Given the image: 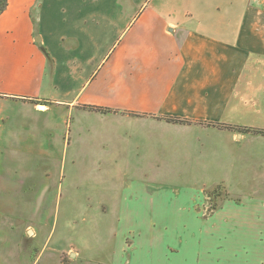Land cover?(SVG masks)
Segmentation results:
<instances>
[{
    "label": "crops",
    "instance_id": "crops-1",
    "mask_svg": "<svg viewBox=\"0 0 264 264\" xmlns=\"http://www.w3.org/2000/svg\"><path fill=\"white\" fill-rule=\"evenodd\" d=\"M70 119L121 165H254L264 183V136L240 130H264L262 0H9L0 154L54 153ZM4 175L0 165V229L22 195ZM253 245L236 264H264Z\"/></svg>",
    "mask_w": 264,
    "mask_h": 264
},
{
    "label": "rangeland",
    "instance_id": "rangeland-1",
    "mask_svg": "<svg viewBox=\"0 0 264 264\" xmlns=\"http://www.w3.org/2000/svg\"><path fill=\"white\" fill-rule=\"evenodd\" d=\"M69 124L55 130L54 153L0 154L4 179L22 194L0 229V264H236L245 244L263 254L254 165H121ZM219 182L228 195L216 213L206 192Z\"/></svg>",
    "mask_w": 264,
    "mask_h": 264
},
{
    "label": "trees",
    "instance_id": "trees-1",
    "mask_svg": "<svg viewBox=\"0 0 264 264\" xmlns=\"http://www.w3.org/2000/svg\"><path fill=\"white\" fill-rule=\"evenodd\" d=\"M8 7H9V0H0V17L5 13ZM23 100L31 104H35V105L39 104V102L35 99L25 98ZM84 109L94 113H102V114L114 113V111L111 109H104L100 107L84 106ZM162 119H164L168 123H174V124H183V125L193 124V122H190L188 120H182L180 118H174V117H164ZM207 125L215 126L214 124H207ZM240 130L245 133L264 136V130L254 129V128H246V129L241 128ZM206 195L209 198V201H211L212 211L217 212L219 209L222 208L223 203L227 200V197L226 198L224 197V195L225 196L228 195L227 186L224 183L217 184L213 186L212 189H209L206 192Z\"/></svg>",
    "mask_w": 264,
    "mask_h": 264
},
{
    "label": "water",
    "instance_id": "water-1",
    "mask_svg": "<svg viewBox=\"0 0 264 264\" xmlns=\"http://www.w3.org/2000/svg\"><path fill=\"white\" fill-rule=\"evenodd\" d=\"M38 43H39V41H38ZM40 107H41V108H43V106H42V105H40Z\"/></svg>",
    "mask_w": 264,
    "mask_h": 264
},
{
    "label": "built area",
    "instance_id": "built-area-1",
    "mask_svg": "<svg viewBox=\"0 0 264 264\" xmlns=\"http://www.w3.org/2000/svg\"><path fill=\"white\" fill-rule=\"evenodd\" d=\"M262 2H263V6H264V0H262Z\"/></svg>",
    "mask_w": 264,
    "mask_h": 264
}]
</instances>
